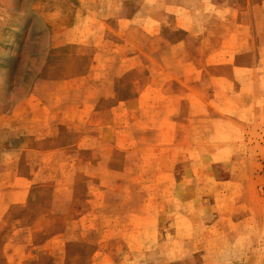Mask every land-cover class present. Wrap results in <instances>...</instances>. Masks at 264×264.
Segmentation results:
<instances>
[{"label":"rangeland","instance_id":"1","mask_svg":"<svg viewBox=\"0 0 264 264\" xmlns=\"http://www.w3.org/2000/svg\"><path fill=\"white\" fill-rule=\"evenodd\" d=\"M0 264H264V0H0Z\"/></svg>","mask_w":264,"mask_h":264}]
</instances>
